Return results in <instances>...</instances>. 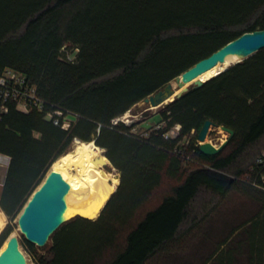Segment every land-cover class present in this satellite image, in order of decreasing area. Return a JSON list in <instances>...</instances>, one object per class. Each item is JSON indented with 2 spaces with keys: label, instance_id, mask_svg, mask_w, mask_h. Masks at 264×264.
I'll use <instances>...</instances> for the list:
<instances>
[{
  "label": "trees",
  "instance_id": "16d2710c",
  "mask_svg": "<svg viewBox=\"0 0 264 264\" xmlns=\"http://www.w3.org/2000/svg\"><path fill=\"white\" fill-rule=\"evenodd\" d=\"M258 30L264 0H0V70L22 73L44 102V112L29 113L9 103L0 119V155L10 158L0 196L10 222L0 249L52 164L77 139L105 149L121 181L98 219L63 224L45 255L25 240L37 264H152L185 246L234 191L254 199L248 197L251 212L259 210L227 228L204 264H235L231 243L239 231L247 235L248 264H264V190L253 185L264 174V163H255L264 152V49L166 105L162 129L145 137L133 133L135 125L114 124ZM55 109L79 119L63 130L45 120ZM207 120L234 131L214 156L198 145ZM176 124L179 136L165 139ZM164 178L179 184L140 216Z\"/></svg>",
  "mask_w": 264,
  "mask_h": 264
},
{
  "label": "water",
  "instance_id": "95a60500",
  "mask_svg": "<svg viewBox=\"0 0 264 264\" xmlns=\"http://www.w3.org/2000/svg\"><path fill=\"white\" fill-rule=\"evenodd\" d=\"M262 49H264V30L245 33L237 39L227 43L211 56L198 62L181 76L177 77L173 81L176 85H174L173 82L169 83L163 89L146 98L144 103L150 109L168 105L180 99L185 93L189 92L191 88L202 87L207 81H198L189 86H186V83L192 82L200 74L211 69L219 62H224L229 57L237 56L239 60L236 64H238L249 59ZM228 69L229 68L225 71ZM212 127V121L207 120L198 134L200 151L206 156H214L220 153L234 135L233 130L221 127L223 131L229 134V138L223 144L215 146L207 142V137ZM104 165L107 166V163H104ZM70 189L71 186L61 173L53 170L46 176L43 183L30 197L18 219L19 228L28 242L39 247H45L50 241L51 236L60 229L63 224L71 219H67L65 216L67 211L66 196ZM100 216L101 214L99 217ZM75 217L86 218L80 215ZM0 264H28L20 248V239L18 236L10 237L6 249L0 254Z\"/></svg>",
  "mask_w": 264,
  "mask_h": 264
},
{
  "label": "rangeland",
  "instance_id": "374dc122",
  "mask_svg": "<svg viewBox=\"0 0 264 264\" xmlns=\"http://www.w3.org/2000/svg\"><path fill=\"white\" fill-rule=\"evenodd\" d=\"M236 63L230 65L229 68L234 66ZM165 106L166 105L160 108L150 109L143 101L138 105H136L135 107H133L131 111L126 113L124 116H122L121 120L123 123H125L128 126L135 125L133 129V133L135 134L137 133L138 135H142L146 137L148 133L153 131L156 124L160 122L161 114L165 110ZM228 138H229V134L227 132L223 131L221 128L212 127L208 134L207 142H210L215 146H219L223 144ZM75 142L76 141L73 142L68 152L74 149ZM257 148L258 147H256L255 149ZM105 153L106 151L104 149V153H103L104 156H106ZM9 162L10 160L8 159V157L0 155V196L3 191V183L5 180ZM51 167L48 170L47 174L51 171ZM104 169L107 172L111 173L114 177H117L119 181H121L120 172L116 168H114L112 164L109 163L107 166H104ZM178 184L179 182L176 180L164 178L162 184L156 189L151 199L147 202V204L143 208L140 216L144 214L147 210L155 208L165 196L172 193L173 188ZM248 197L252 199V197L249 195L243 194L242 192L234 191L229 196L226 203L221 207V210H219L215 214V216L209 221V223H207V225L201 231L195 233L194 235L188 238L187 244L185 246L174 252L168 253L166 255L157 258L155 261H153L152 264L206 263L208 257L214 252L216 246H218L225 239V236L229 234V233L226 234L224 233V231L227 228L228 229L226 231H229L231 228L240 225L245 219L249 221L250 218L258 212L259 206H257L255 210L253 209L251 212V208H253L252 203L254 202L252 201L251 203V201L248 200ZM0 211L2 210L0 209ZM22 211L12 222V226L14 229L10 237L13 236L14 234L17 235L20 239V248L26 257L28 264H37L35 260L34 252H32L25 244L26 239L22 234L18 225V219ZM4 218H5V226H4L5 228L9 224L10 220L5 215ZM209 233L211 234V236H209L210 235ZM8 239L6 240L4 245L8 242ZM51 244L52 242L50 240L45 247H39L35 245L36 254L45 255L47 251L50 249ZM231 248L233 249L235 248L236 251L235 264H248L246 233L239 231L237 234H235L231 243Z\"/></svg>",
  "mask_w": 264,
  "mask_h": 264
},
{
  "label": "bare ground",
  "instance_id": "6f19581e",
  "mask_svg": "<svg viewBox=\"0 0 264 264\" xmlns=\"http://www.w3.org/2000/svg\"><path fill=\"white\" fill-rule=\"evenodd\" d=\"M238 60L237 56L229 57L226 61L219 62L200 74L192 82H187L186 86L193 85L198 81H208ZM174 85H176L175 82ZM103 153L104 149L98 147L94 142L76 140L74 149L52 164L51 171L55 170L61 173L71 186L66 196L67 211L65 216L67 219L77 215L92 220L97 219L107 201L115 193L120 181L104 169V163L108 165L109 161ZM4 226V213L0 211V233ZM13 236L17 235L14 234ZM7 245L8 242L0 250V254Z\"/></svg>",
  "mask_w": 264,
  "mask_h": 264
},
{
  "label": "built area",
  "instance_id": "2783aa9c",
  "mask_svg": "<svg viewBox=\"0 0 264 264\" xmlns=\"http://www.w3.org/2000/svg\"><path fill=\"white\" fill-rule=\"evenodd\" d=\"M9 103H14L17 110L23 113H29L33 109L44 112V102L39 98L37 88L31 85L22 73L6 68L0 70V119L3 114L8 113ZM78 119V114L62 109L51 110L45 114V120L61 127L63 130H69ZM120 121L122 122L121 118L116 119L114 124ZM164 126V122H159L153 130H160ZM180 131L181 125L176 124L164 137L165 139H174L179 136ZM198 145H200L199 141ZM255 163L256 165L264 163V152L256 159ZM253 185L264 190V174L261 175L260 179L255 180Z\"/></svg>",
  "mask_w": 264,
  "mask_h": 264
},
{
  "label": "crops",
  "instance_id": "0c3cea01",
  "mask_svg": "<svg viewBox=\"0 0 264 264\" xmlns=\"http://www.w3.org/2000/svg\"><path fill=\"white\" fill-rule=\"evenodd\" d=\"M10 160V158H8Z\"/></svg>",
  "mask_w": 264,
  "mask_h": 264
}]
</instances>
